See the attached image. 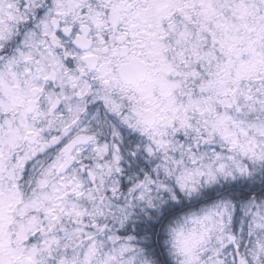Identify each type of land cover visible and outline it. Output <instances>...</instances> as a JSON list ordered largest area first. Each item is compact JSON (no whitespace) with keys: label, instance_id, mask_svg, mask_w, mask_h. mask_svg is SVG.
Segmentation results:
<instances>
[{"label":"snow or ice","instance_id":"1","mask_svg":"<svg viewBox=\"0 0 264 264\" xmlns=\"http://www.w3.org/2000/svg\"><path fill=\"white\" fill-rule=\"evenodd\" d=\"M0 264H264V0H0Z\"/></svg>","mask_w":264,"mask_h":264}]
</instances>
